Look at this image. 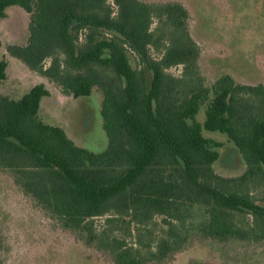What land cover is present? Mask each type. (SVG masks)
I'll return each instance as SVG.
<instances>
[{
	"label": "trees",
	"instance_id": "obj_1",
	"mask_svg": "<svg viewBox=\"0 0 264 264\" xmlns=\"http://www.w3.org/2000/svg\"><path fill=\"white\" fill-rule=\"evenodd\" d=\"M10 7L29 17L26 44L6 46L11 58L64 96L102 97L107 146L94 154L39 119L43 84L17 100L0 93V172L37 211L112 264H168L195 239L264 247V84L224 74L207 85L184 6L0 0V20ZM127 52L151 73L148 89ZM6 68L0 60V83ZM202 130L227 137L242 174L215 173L220 145Z\"/></svg>",
	"mask_w": 264,
	"mask_h": 264
},
{
	"label": "rangeland",
	"instance_id": "obj_2",
	"mask_svg": "<svg viewBox=\"0 0 264 264\" xmlns=\"http://www.w3.org/2000/svg\"><path fill=\"white\" fill-rule=\"evenodd\" d=\"M146 3H180L188 11L191 37L201 50L199 67L210 85L224 74L245 85L264 84V0H141ZM28 15L10 7L0 20V60L6 62V79L0 93L19 99L30 88L43 84L48 97L41 100L39 119L62 129L77 146L98 154L107 146L100 117L101 94L93 89L88 97L74 99L62 95L45 79L30 72L6 52L7 45H24L28 37ZM133 69H142L145 87L151 73L127 52ZM180 68L169 70L179 74ZM206 107L195 119L202 125ZM202 136L220 145L213 164L216 174L238 176L245 164L235 146L224 134L202 130ZM264 205V204H263ZM103 220H96L101 226ZM1 264H112L108 256L86 247L74 234L43 216L14 186L11 177L0 172ZM168 264H264V247L219 245L195 239Z\"/></svg>",
	"mask_w": 264,
	"mask_h": 264
},
{
	"label": "crops",
	"instance_id": "obj_3",
	"mask_svg": "<svg viewBox=\"0 0 264 264\" xmlns=\"http://www.w3.org/2000/svg\"><path fill=\"white\" fill-rule=\"evenodd\" d=\"M202 55V54H201ZM201 55H200V58H201ZM200 60V59H199Z\"/></svg>",
	"mask_w": 264,
	"mask_h": 264
}]
</instances>
